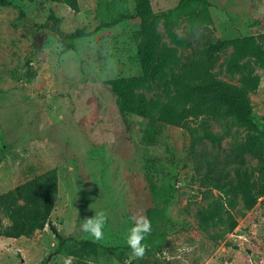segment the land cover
Returning <instances> with one entry per match:
<instances>
[{
    "label": "rangeland",
    "instance_id": "374dc122",
    "mask_svg": "<svg viewBox=\"0 0 264 264\" xmlns=\"http://www.w3.org/2000/svg\"><path fill=\"white\" fill-rule=\"evenodd\" d=\"M151 1L159 12L179 0ZM209 2L208 31L232 43L216 70L240 84L227 61L238 37L264 32V0ZM136 5L137 0H79L75 10L66 0L0 4V194L57 168L59 198L50 222L64 238L49 224L32 237H7L1 231L10 220L0 207V264H81L76 251L82 239L104 246L84 257L89 264H149L134 258L126 242L132 217L140 214L151 221L149 240L164 264H264V205L249 209L240 202L233 231L226 222L201 226L200 208L213 207L214 199L202 198L192 134L129 112L115 89L120 80L157 105L176 93L170 65L144 74L138 51L145 38ZM120 13L129 17L98 30ZM52 14L63 31L85 32L74 47L65 48L62 35L47 25L55 22ZM154 27L160 49L174 45L171 31L187 36L194 29L186 12L160 16ZM258 72L261 83L251 99L254 119L264 128V65ZM214 128L221 130L217 123ZM231 132L226 147L247 129L235 123ZM204 147L215 149L208 141ZM100 210L107 222L103 238L95 240L80 225Z\"/></svg>",
    "mask_w": 264,
    "mask_h": 264
},
{
    "label": "trees",
    "instance_id": "16d2710c",
    "mask_svg": "<svg viewBox=\"0 0 264 264\" xmlns=\"http://www.w3.org/2000/svg\"><path fill=\"white\" fill-rule=\"evenodd\" d=\"M66 2L73 9H79V0ZM12 3L13 0H0L2 5ZM209 7V0H179L174 7L156 12L151 0H137L135 14L141 18L145 38L138 51L144 74L157 73L170 65L176 93L167 102L157 105L150 102L144 93L135 92L131 85L120 80L115 81V89L123 97L124 107L129 112L154 117L165 125L185 129L192 134L190 151L202 198L214 199L213 207L200 208L199 224L205 227L226 222L227 230L233 231L238 224L236 209L240 202L249 209L264 205V128L254 119L251 99V92L257 91L261 83L258 67L264 65V32L243 35L233 42V52L226 68L239 73L240 84L226 81L216 68L222 52L232 43L208 31L211 30L208 25ZM185 12L189 13L194 26L191 35L171 31L174 45L160 49L154 20L160 16L172 18ZM126 17L128 14L120 13L110 21H102L98 30L111 28ZM51 18L55 22L47 25L62 35L65 48L74 47L75 39L85 34L80 28L65 32L59 26V18L53 14ZM184 49L190 52L185 54ZM32 76L34 74L31 73L29 77ZM215 123L221 130L214 128ZM235 123L244 126L247 132L244 137H235L226 147L223 141L233 134L231 130ZM207 141L215 147L214 150L204 147ZM58 198L57 168H50L1 193L0 207L10 220L3 226L2 234L32 237L43 232L49 224L58 238L64 240L56 225L50 222ZM150 235L143 241L147 245L143 260L149 264H164L158 256L157 244L149 240ZM103 248L99 242L82 239L76 254L81 257V264H89L84 257L98 254Z\"/></svg>",
    "mask_w": 264,
    "mask_h": 264
},
{
    "label": "clouds",
    "instance_id": "9594fccd",
    "mask_svg": "<svg viewBox=\"0 0 264 264\" xmlns=\"http://www.w3.org/2000/svg\"><path fill=\"white\" fill-rule=\"evenodd\" d=\"M132 221L133 225L128 231L126 242L132 250V256L142 259L147 251V245L143 241L151 233V221L143 214L134 215ZM106 222L107 213L103 210L95 211L93 216L84 218L80 230L95 240H101L104 236Z\"/></svg>",
    "mask_w": 264,
    "mask_h": 264
}]
</instances>
